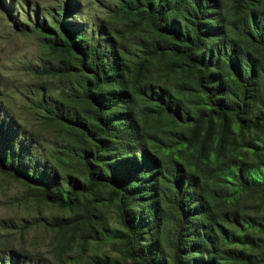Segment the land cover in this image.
Returning <instances> with one entry per match:
<instances>
[{
  "label": "rangeland",
  "instance_id": "obj_1",
  "mask_svg": "<svg viewBox=\"0 0 264 264\" xmlns=\"http://www.w3.org/2000/svg\"><path fill=\"white\" fill-rule=\"evenodd\" d=\"M72 1L77 6L68 0H0L2 153L6 136L14 149L21 143L31 166L55 174L46 178L50 195L63 192L61 202L48 200L35 181L38 174L26 175L19 163L15 168L21 171L11 170L0 157V264L11 259L22 264H173V196L185 192L189 215L181 264H264V186H255L264 182V122L241 128L231 115L221 119L211 113L194 73L178 58L148 50L147 45L167 39L141 9L129 6L131 0ZM221 1L225 19L238 20L233 0ZM246 1L264 12V0ZM80 35L87 45L104 47V58L113 46L123 70L119 81L129 99L118 104L123 108L117 113H130L136 130L127 126L128 118H113L108 148L100 163H92L104 177L119 168L130 177L126 207L111 193L109 180L70 194V184L88 185L79 157L95 149L84 125H95L93 115L102 110L84 90L94 87L89 58L63 46L75 45L68 41ZM238 40L257 67L247 102L250 118L264 114V50ZM218 72L220 96L236 101L238 84L226 68ZM149 89L177 100L182 118L161 111L156 99L144 95ZM133 158L147 164L128 170ZM118 190L126 192L125 186ZM127 219L138 231L137 243L130 240ZM134 248L142 249L150 263Z\"/></svg>",
  "mask_w": 264,
  "mask_h": 264
},
{
  "label": "trees",
  "instance_id": "obj_2",
  "mask_svg": "<svg viewBox=\"0 0 264 264\" xmlns=\"http://www.w3.org/2000/svg\"><path fill=\"white\" fill-rule=\"evenodd\" d=\"M68 3L74 7L77 6L72 0H68ZM233 3L236 11H240V18L233 22L225 19L221 0H131L129 6L134 10L141 9V13L153 25L157 34L159 33L161 37L167 39L163 44L147 45L148 50L153 55L170 54L180 60L181 66L189 68L195 75L196 86L204 94L206 104L210 108L211 113L221 119L231 115L241 128H257L264 122V114L250 118L246 116L247 102L249 95H251L250 83L254 72L257 71V67H255L256 63L252 55L239 45L238 39L242 37L252 46L257 47L259 50H264V12L260 11L262 7H256L246 0H233ZM70 22L66 21L65 24L70 29L75 30L76 25H72ZM80 36H83V38L72 37L71 41H68L75 45L67 44L63 46L67 49L74 46L84 56L89 58L88 70H90L92 75L94 87L85 88L84 90L86 97L90 99L91 103H95L98 107L100 106L103 111L98 109L94 113L95 125H84L87 128V135L91 138V145L95 149L94 152H84L82 157H79L81 164L86 169L85 174L88 185L84 186L79 182L72 183L70 184L72 186L70 194L104 184L109 180V183L112 184L111 193L119 200L121 207H126L129 204L128 193H130V191H126V185L130 177L123 175L124 171L120 168L121 172H111V176L104 177L100 171H98L99 173L95 172L97 169L93 167L92 163H100V154L108 148L109 141L105 138H110L112 130H114L112 119L122 116L123 118H128L130 123L132 122L130 113H117L118 109L123 108L118 104H126L125 101L129 99L128 92L124 90L125 86L121 85L119 81L123 76V70L113 46L110 45L109 57L104 58L102 54L104 47L99 45L98 42V45H87L84 35ZM110 60H112L111 63ZM223 67L226 68L231 78L239 86V97L236 101L224 100L220 96V90H223L222 85H215L217 81H221V75L218 71ZM93 91H98L99 93L95 94ZM144 95L156 99L155 101L160 104L158 108L164 113L175 118H182V105L164 90L157 89L155 91L149 89V91L144 92ZM112 103L115 106L113 108L109 107ZM67 120L70 121V119ZM198 120L194 119V122ZM72 122L78 124L77 120ZM127 126L132 130H136L132 123ZM130 134H132L131 131ZM4 144L7 145V149L5 153H2L3 147L0 145V157L8 160L11 165L9 168L13 170L12 168H15V164L18 165L17 163H19L23 166L26 175H30V173L38 174L35 177V181L43 186L44 197L55 203L61 202L60 193L63 195L62 191L51 193V195L48 191L50 183L47 179L53 176L55 179L52 169H47L39 164L31 166L27 162V158L24 155L25 147L21 143L14 149L10 139L6 136ZM140 157L147 160L145 155L142 156L141 154ZM130 163L128 170L137 169L139 166L142 167L147 164L142 163V165H139L135 158ZM111 166H106V168L110 169L112 168ZM15 169L17 172L18 170L21 171L19 168ZM176 180L179 187L178 181L181 180L180 177ZM258 185L264 186V182L255 186ZM117 186L122 189L125 186L126 192L119 191ZM186 194V192L179 195L174 193L173 196V208L177 216L174 230L173 264H181L185 223L189 215L187 202L185 201ZM127 220H124V224L131 232L130 240L137 243L138 240L135 236L138 231L130 224L129 219ZM214 240L215 238L212 239V241ZM133 251L137 253L139 258H143L150 263L148 256L143 253L142 249L134 248ZM7 262L8 264H22L13 259Z\"/></svg>",
  "mask_w": 264,
  "mask_h": 264
}]
</instances>
